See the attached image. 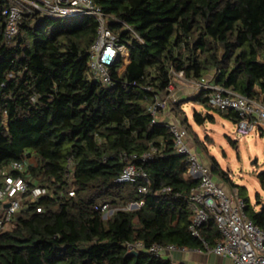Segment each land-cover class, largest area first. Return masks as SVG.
Returning <instances> with one entry per match:
<instances>
[{
  "label": "trees",
  "instance_id": "1",
  "mask_svg": "<svg viewBox=\"0 0 264 264\" xmlns=\"http://www.w3.org/2000/svg\"><path fill=\"white\" fill-rule=\"evenodd\" d=\"M93 1L130 51L125 69L122 58L111 69V86L96 80L89 66L94 18L27 13L8 41L2 12L14 2L0 0V172L49 190L14 217L11 230L0 232V264H174L144 251L129 255L127 245L137 242L203 250L190 232L189 203L179 196L199 180L186 177L188 156L175 152L167 125L153 124L149 106L170 95L175 74L197 82L212 74L214 85L264 101V0ZM211 91L190 100L208 109L194 114L198 125L215 122ZM183 104L172 108L190 130ZM221 115L239 121L236 113ZM122 153L139 157L125 162ZM25 155L35 158L28 171L10 170ZM129 163L149 175L148 193L137 190L142 180L117 182ZM211 169L238 189L214 159ZM258 178L264 190V171ZM238 190L247 217L264 228V209L257 212ZM105 203L115 209L107 219L96 209ZM131 203L139 207L124 209ZM201 237L211 245L220 240L213 218Z\"/></svg>",
  "mask_w": 264,
  "mask_h": 264
},
{
  "label": "built area",
  "instance_id": "2",
  "mask_svg": "<svg viewBox=\"0 0 264 264\" xmlns=\"http://www.w3.org/2000/svg\"><path fill=\"white\" fill-rule=\"evenodd\" d=\"M13 4L3 10L6 18L5 37L8 41L16 38L20 31V23L27 13L40 12L50 18L73 19L89 16L98 23L97 36L92 44L88 61L90 69L96 80L106 86H111L113 78L111 69L120 58L125 62L129 60V48L121 43L117 34L110 27V16L102 7L93 0H13ZM132 30L130 26H126ZM133 31V30H132ZM176 79L186 81L182 74H175ZM202 89H210L209 106L217 112L228 115L238 114V132L246 135L254 130L264 127V101L258 98H250L231 89L214 85L211 80L197 82ZM175 80L170 85L171 93L166 97H156L155 103L149 106V112L153 115V124H165L170 128L175 139V152L179 155H187L189 168L187 174L199 180V185L190 194L179 195L185 198L191 211V234L202 240L204 249L200 252L226 257L232 260V264H264V228L256 225L246 215V202L240 197L239 190L234 188L229 191L226 186L217 180L211 167L203 160L202 156L189 142V133L180 123H168L159 121V114L168 110L172 104L178 103L180 98L175 94ZM123 161L136 160L138 155L122 153ZM150 158V154L143 156V160ZM35 163L34 156L25 155L23 160L11 164L10 170L26 173L31 164ZM72 162L68 168H71ZM142 180V182H141ZM118 183H139L138 192H149V175L141 170L135 163L125 166L122 174L117 179ZM167 191H170L168 188ZM49 190L46 187L30 186L23 175L14 176L0 172V232L11 230L14 217L35 203L46 197ZM70 196H75L70 192ZM139 207L137 203H131ZM143 205V203H141ZM98 211L106 214L110 205L100 204L96 206ZM41 212L40 208H37ZM213 218L221 234L220 240L211 245L201 237V229ZM129 252H147L163 259H171L175 252H187L192 249L177 247L175 245H153L147 248L143 243L128 244Z\"/></svg>",
  "mask_w": 264,
  "mask_h": 264
},
{
  "label": "rangeland",
  "instance_id": "3",
  "mask_svg": "<svg viewBox=\"0 0 264 264\" xmlns=\"http://www.w3.org/2000/svg\"><path fill=\"white\" fill-rule=\"evenodd\" d=\"M127 64L128 60L123 63L121 70L125 69ZM175 82L174 92L177 96L180 90H185L186 98L179 102L184 103V114L187 115L191 127L190 130L188 129L190 145L193 149L199 147L201 152L198 153L202 155L209 167L213 159L216 160L228 174L232 183L238 189L244 190L252 206L260 210L264 205V190L258 178L259 173L264 171V127L246 135L240 134L237 124L217 111L211 112L215 116L214 123L207 120L205 124L198 125L194 114L197 112L205 116L208 109L190 101L198 94L200 87L197 81L175 79ZM182 119L183 116L180 117V124H182ZM220 181L223 180L220 179ZM124 209L135 210L137 208L134 205H128ZM114 212L115 209L110 207L109 212L104 214L106 217L103 218H109Z\"/></svg>",
  "mask_w": 264,
  "mask_h": 264
},
{
  "label": "crops",
  "instance_id": "4",
  "mask_svg": "<svg viewBox=\"0 0 264 264\" xmlns=\"http://www.w3.org/2000/svg\"><path fill=\"white\" fill-rule=\"evenodd\" d=\"M128 63H129V61H128ZM212 77H213V75L211 74L206 79L207 80H211ZM179 87L180 86H178V88ZM179 92L181 94V96H180V94L178 95L180 100H184L186 98L184 96L185 90L184 91L180 90ZM199 92H200V90L198 91V93ZM181 107H182V110L185 111L183 105ZM158 119H159V121L161 123H163V122H168V123L177 122V123H181L180 117L175 114V112L173 111L172 107L170 109H168V110L162 111L159 114V118ZM191 148H192V146H191ZM194 150H196L197 152H199V151L201 152V150L199 149L198 146L195 147ZM186 177H189V175L186 174ZM217 180H219L220 183L224 184V182L220 181L219 178H217ZM228 187L229 186H226V188L229 191H232L234 189V188H231V187L228 188ZM263 207H264V205H262V208ZM262 208L260 210L258 208H256L255 210L257 212H259V211H262ZM170 258L171 259H169V260H171L174 264H180V263H182V264H232V260H230L229 258L216 256L214 254H208V253L200 252L199 250H190V251H187V252H175Z\"/></svg>",
  "mask_w": 264,
  "mask_h": 264
},
{
  "label": "water",
  "instance_id": "5",
  "mask_svg": "<svg viewBox=\"0 0 264 264\" xmlns=\"http://www.w3.org/2000/svg\"><path fill=\"white\" fill-rule=\"evenodd\" d=\"M262 209H264V207ZM104 217H106V215H104ZM129 255H139V252H129Z\"/></svg>",
  "mask_w": 264,
  "mask_h": 264
}]
</instances>
